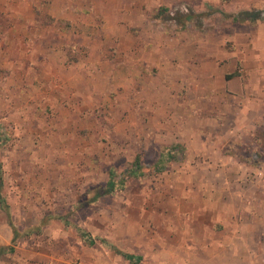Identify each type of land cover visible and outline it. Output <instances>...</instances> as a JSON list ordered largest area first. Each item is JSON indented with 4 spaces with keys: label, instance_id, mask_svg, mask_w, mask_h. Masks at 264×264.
<instances>
[{
    "label": "rangeland",
    "instance_id": "1",
    "mask_svg": "<svg viewBox=\"0 0 264 264\" xmlns=\"http://www.w3.org/2000/svg\"><path fill=\"white\" fill-rule=\"evenodd\" d=\"M70 1L67 9L66 0H0V163L3 193L20 232L13 242L0 206V264H132L101 242L86 243L79 228L142 256L138 264L189 256L177 249L179 235L200 221L201 209L205 225L223 226L210 214L224 211L217 208L226 206L235 189L249 198L242 219L250 229L241 236L261 241L260 254L255 245L250 251L264 264V119L260 135L242 137L249 143L236 146L241 160L234 159L222 151L230 133L216 121L202 120L199 132L191 107L143 84L135 98L125 83L132 55L163 43L162 32L173 38L198 31L208 40L196 41L197 48L231 50L235 41L228 34L249 29L222 6L196 12L183 4L162 8L154 26H122L130 36L89 22L92 9ZM59 17L70 23H58ZM199 56L202 66L206 56ZM87 84L109 89L88 97ZM225 118L228 127L232 116ZM163 153L177 159L153 171ZM137 155L146 175L135 178L127 172ZM111 171L125 186L88 202Z\"/></svg>",
    "mask_w": 264,
    "mask_h": 264
},
{
    "label": "crops",
    "instance_id": "2",
    "mask_svg": "<svg viewBox=\"0 0 264 264\" xmlns=\"http://www.w3.org/2000/svg\"><path fill=\"white\" fill-rule=\"evenodd\" d=\"M66 1L67 9H69L74 2ZM81 2L88 7L87 10L92 9L88 14L91 18H86L89 22H100L102 26H109L112 30H115L114 26H116L121 28V33L130 36L133 35L132 32H126L122 26H154L157 22L155 18L158 17L156 15L162 8L168 9L176 5L187 4L196 12L205 9L212 10L218 5L233 15L244 10L264 8V0H81ZM83 14L86 15V13ZM200 15L203 16L202 13ZM50 17L55 18L52 15ZM57 22H64L66 25L70 23L66 17H59ZM235 23L249 30L242 34H228V37L235 41L231 50H223L220 45L219 49L214 44L197 48L196 41L208 40L202 38L198 31H184L173 38L168 32H162L160 40H164L163 43L152 44L149 47L142 46L132 55L135 59L129 62L132 68L125 78L131 76L125 83L129 84L130 89H134L132 95L135 98L141 97L135 93V88L143 84L145 88L154 89L158 95L169 96L173 102L191 107L195 116L194 121L198 122L199 132H201L202 120L213 119L216 125L220 124L222 128L227 129L232 138L224 145H228L227 149L224 148L222 151L225 154L229 153L228 155L233 156L234 159L241 160V156L236 153L238 151L236 146L248 145L249 142L243 141V136L250 138L260 135L261 118L264 119V19L254 23L249 21ZM144 35L138 34L137 36L143 38ZM199 55L206 56V62L201 61L202 66H197L196 63ZM215 57L217 59H211ZM218 57L227 58V61L221 63ZM191 62L193 65L189 66ZM187 63L188 67H186ZM234 72H238L237 75L227 79V75ZM117 74L121 75L120 68ZM89 85L87 84L86 87L88 97L91 95L97 97V94L91 92L105 91L107 87L109 89L107 84H96L94 87ZM160 88L162 91H159ZM206 106L210 109L209 114L204 113ZM218 106H221L222 111L217 109ZM227 115H231L232 119L231 124L225 127ZM190 130L194 135L197 134L195 125ZM185 134L186 132H183L181 135L186 136ZM185 155H188L187 151ZM260 188L264 192L263 179H261ZM231 195L232 198L225 202L226 206L217 208H223L224 211L210 214L211 220L223 223V226L205 225L207 213L201 209L198 214L200 221L196 220L195 224L187 228L183 235H179L177 249L179 252L182 249L189 252V256L177 255L174 259H162L160 263L158 261L156 263L255 264L257 261V264H260L261 258L254 257L250 250L255 245L254 248L260 254L261 241L257 240L254 244L245 239V235L241 236L243 232L247 233L250 229V226L242 219L247 210L246 204L249 198L247 199L245 194L238 189H235ZM142 261L144 263V260Z\"/></svg>",
    "mask_w": 264,
    "mask_h": 264
},
{
    "label": "trees",
    "instance_id": "3",
    "mask_svg": "<svg viewBox=\"0 0 264 264\" xmlns=\"http://www.w3.org/2000/svg\"><path fill=\"white\" fill-rule=\"evenodd\" d=\"M191 18H192V15L186 16L182 20L183 26L185 24V21H187V19L189 20ZM262 19H264V9L244 10V11H240L236 15H233V21L239 22V23H244L247 21L254 23L257 20H262ZM237 73L238 72L228 74L227 79H229L232 76L237 75ZM170 154L171 155H169L168 157L164 153L161 154V157L159 158V160L154 165L153 171H158V172L162 171V170H164L165 165H166L165 163L168 160L177 159V157L173 153H170ZM127 173L129 176H133L135 178L146 175V172L144 171V166H143L141 159H140V155L136 156L135 160L132 162V167L128 170ZM124 186H125V181L122 179H120L119 181L115 180L114 179V171H111L110 179L106 183L105 187L98 189L96 194L94 195V197L91 200H89L88 202H93V201L97 200L100 196L113 193L118 187H124ZM3 188H4V176H3V170L1 167V163H0V206L7 213L9 223L13 227L14 236L12 238V241L15 242L17 240V238L20 236V232L14 223L12 214L10 212L11 211L10 205L6 199V196L3 193ZM79 232L81 234V237L89 245H95L97 242H101L105 246H108L109 248L113 249L117 254L123 255L131 263L138 264L143 259L142 256H140V255L122 252L121 250L118 249V247L115 244H111L105 238L92 236L91 233L86 232L85 230L80 229V228H79Z\"/></svg>",
    "mask_w": 264,
    "mask_h": 264
}]
</instances>
